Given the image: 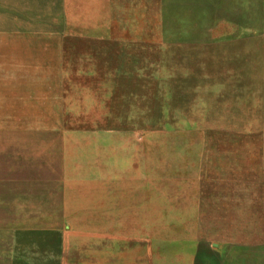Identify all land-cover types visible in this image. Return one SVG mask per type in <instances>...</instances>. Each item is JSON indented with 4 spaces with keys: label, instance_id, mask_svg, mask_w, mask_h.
Returning <instances> with one entry per match:
<instances>
[{
    "label": "rangeland",
    "instance_id": "374dc122",
    "mask_svg": "<svg viewBox=\"0 0 264 264\" xmlns=\"http://www.w3.org/2000/svg\"><path fill=\"white\" fill-rule=\"evenodd\" d=\"M0 264H264V0H0Z\"/></svg>",
    "mask_w": 264,
    "mask_h": 264
}]
</instances>
